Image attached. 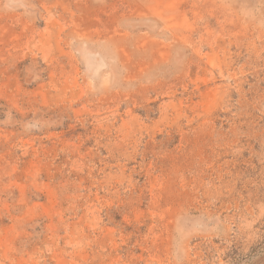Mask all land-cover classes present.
<instances>
[{
    "label": "rangeland",
    "instance_id": "obj_1",
    "mask_svg": "<svg viewBox=\"0 0 264 264\" xmlns=\"http://www.w3.org/2000/svg\"><path fill=\"white\" fill-rule=\"evenodd\" d=\"M0 264H264V0H0Z\"/></svg>",
    "mask_w": 264,
    "mask_h": 264
}]
</instances>
